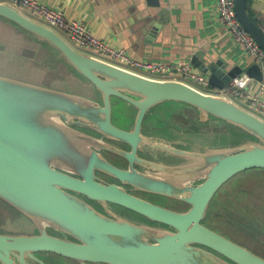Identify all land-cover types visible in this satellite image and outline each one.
<instances>
[{
    "label": "water",
    "instance_id": "1",
    "mask_svg": "<svg viewBox=\"0 0 264 264\" xmlns=\"http://www.w3.org/2000/svg\"><path fill=\"white\" fill-rule=\"evenodd\" d=\"M248 4L249 0H237L238 17L264 49V29L249 13ZM0 20L44 44L81 81L92 85L97 95L96 99L0 74V199L36 227L33 234L0 229V264H55L42 253L80 264H264L263 257L203 224L213 197L226 182L242 171L264 169V118L217 94L243 71L262 81L263 70L257 62L228 68V63L197 52L192 62L208 77L216 90L213 93L182 80L147 76L83 52L54 28L31 18L12 3L0 1ZM167 24L166 19L148 17L142 24L144 40H152ZM28 50L31 52L24 56L36 60V52ZM113 98L126 100L137 109L131 130L114 124ZM166 102L195 107L198 114L190 110L189 120L218 119L220 123L211 130L197 132L210 134L216 129L229 141L220 147H201L189 138V149H183L144 134L147 114ZM74 126L91 128L128 144L132 151L103 142ZM191 126L189 123V132ZM139 149L163 150L189 161L176 166L159 165L141 158ZM97 150L124 157L130 161V169L113 165ZM135 162L146 163L149 172L136 169ZM97 170L140 191L187 202L191 208L172 210L118 185L103 184ZM197 182L200 183L194 185ZM76 193L105 205H123L171 229L113 218ZM198 244L213 248L230 261Z\"/></svg>",
    "mask_w": 264,
    "mask_h": 264
},
{
    "label": "crops",
    "instance_id": "2",
    "mask_svg": "<svg viewBox=\"0 0 264 264\" xmlns=\"http://www.w3.org/2000/svg\"><path fill=\"white\" fill-rule=\"evenodd\" d=\"M39 1L62 9L71 19L85 22L92 33L107 45L126 49L131 56L140 60L164 61L178 66L186 62L193 64V56L203 52L208 59L228 63V68L244 63L248 67L255 63V59L223 25L218 0ZM248 11L264 29V0H249ZM150 16H154L156 21L166 19L168 24L146 42L142 36V24ZM194 70L202 73L195 65ZM245 73L243 71L242 74ZM261 83L252 79L245 92L258 95L264 101V93H260ZM205 87L207 92H216L211 86ZM235 99L253 109L246 96ZM256 112L264 118L263 112Z\"/></svg>",
    "mask_w": 264,
    "mask_h": 264
},
{
    "label": "flooded vegetation",
    "instance_id": "3",
    "mask_svg": "<svg viewBox=\"0 0 264 264\" xmlns=\"http://www.w3.org/2000/svg\"><path fill=\"white\" fill-rule=\"evenodd\" d=\"M96 96L97 95L94 94L91 97H95L97 99ZM174 108L175 107H170L167 105L164 107V105L162 104L155 107L152 111H150V113L147 114V117L144 121L143 133L163 139L164 141L169 142L179 148L189 149V144H190L189 118L191 117L189 115V110L186 113H181V112H177ZM114 124L116 123L114 122ZM133 127H134V122L132 126H129L128 128H124V129L131 130ZM74 128L83 133L98 138L103 142L110 143L124 150L132 151L131 146H129L128 144L107 138L91 128H87L83 126H74ZM176 143L179 144L176 145ZM97 151L103 154L113 165L125 170L130 169L131 163L129 160L125 159L124 157L107 150H97ZM138 155L143 159L157 162L156 164L166 165V166H176L189 161L188 159L180 158L172 153L163 150L139 149ZM133 166L142 172L145 173L149 172V170L146 169L147 167L146 163L142 164L135 162ZM151 172L155 174L160 173L159 171H155V170H151ZM96 175L98 176L99 182L107 185L108 184L118 185L124 188L125 190L129 191L131 194L139 198L145 199L147 201H150L154 204H158L163 207L180 212L187 211L191 208V205L187 202L161 194L140 191L137 188H134L133 186L120 181L118 178L103 173L99 170L96 171ZM230 180L226 182L213 197L211 201V208L206 218L203 220V224H205L212 230L216 231L217 233L225 236L229 240L245 247L246 249L264 258V228L260 225L261 221L257 218L259 203L254 202L264 197V194L260 193L261 195H258L253 189L248 188L245 183L242 182L230 183ZM200 182H197L194 185H197ZM231 184H233L232 188L230 187ZM76 195L87 200L88 202L93 204L99 211L113 218L119 216L128 219L127 218L128 216H126L125 211L130 210L142 218V219H137L139 221H135V222L145 223L152 226L167 227L171 229L170 226L166 224L162 225L158 222L152 221L148 219L146 216L138 212H135L129 208H126L123 205L114 202H109L105 205L104 203H101L97 200L96 201L91 200L82 194L76 193ZM245 198H249L254 201L249 203H243L242 200ZM217 199L220 204L218 210L213 207ZM165 202L169 204L166 205ZM247 207L250 210V215L249 216L242 215V213L239 210L241 208L247 209ZM212 218H216L214 219L215 222H208L211 221ZM246 226H249V229H246ZM258 236L261 239H257L256 237ZM197 246H200L230 261V259H228L225 255L214 250L211 247L205 245H199V244ZM230 262L235 264L232 261Z\"/></svg>",
    "mask_w": 264,
    "mask_h": 264
},
{
    "label": "built area",
    "instance_id": "4",
    "mask_svg": "<svg viewBox=\"0 0 264 264\" xmlns=\"http://www.w3.org/2000/svg\"><path fill=\"white\" fill-rule=\"evenodd\" d=\"M11 1L12 2L9 3L19 6L20 10H22V12L26 15H35L40 17L48 23V26L61 29L77 45L83 48H90L105 57L114 59L122 64L129 65L148 73H142L144 75L151 77H154L152 75H157L158 77L154 78L160 79H178L182 81L189 80L203 86H210L208 77L202 73H197L194 70V65L190 62L174 66L167 64L164 61H146L137 59L131 56L126 49H115L107 45L103 40L96 37L92 33L89 26L85 22L69 18L62 9L52 8L44 3H41L39 0ZM236 3L237 0H218L220 19L232 38L238 44L242 45L246 52L255 59V62L261 66L263 70V80L261 83L260 93H264V49L241 23L237 14ZM178 76L182 77L184 80ZM251 80L252 78L246 73L241 74L234 78L225 89L217 91V94L233 100L241 96H246L251 102L255 112L259 111L264 113V101H261L258 95L252 96L245 92Z\"/></svg>",
    "mask_w": 264,
    "mask_h": 264
},
{
    "label": "trees",
    "instance_id": "5",
    "mask_svg": "<svg viewBox=\"0 0 264 264\" xmlns=\"http://www.w3.org/2000/svg\"><path fill=\"white\" fill-rule=\"evenodd\" d=\"M0 44L7 46L6 51H0V74L59 89L72 90L84 95L95 94L92 85L81 81L49 50L39 51L38 46H45L44 44L29 39L4 20H0ZM28 49L38 53L39 62L31 61L29 59L32 58L27 56L25 57L28 60L20 56L21 54L24 56ZM0 227L16 234H33L35 224L20 211L0 199Z\"/></svg>",
    "mask_w": 264,
    "mask_h": 264
},
{
    "label": "rangeland",
    "instance_id": "6",
    "mask_svg": "<svg viewBox=\"0 0 264 264\" xmlns=\"http://www.w3.org/2000/svg\"><path fill=\"white\" fill-rule=\"evenodd\" d=\"M0 1L1 2H6V1L12 2L11 0H0ZM30 16L33 19L48 25V23L46 21H44L42 18L37 17L35 15H30ZM53 28L56 31H58L59 33H61V35H63V37H65L67 39V41H69L74 47H76L77 49H79V50H81L83 52H86L88 54L101 57L103 59H106L107 61H110V62L114 63V64L129 68V69H133V70L139 71V72L144 73V74H148L147 72H145L143 70H140V69H137V68H133V67H131L129 65L122 64V63H120V62H118V61H116L114 59L105 57V56L95 52L94 50H92L90 48H83V47L77 45L76 43H74L64 31H62L61 29H59L57 27H53ZM24 35H26V34H24ZM28 48H30V47H28ZM6 49H7V46H5V45L3 46V45L0 44V51H6ZM38 49H39V51L40 50H46V51L48 50L44 46H38ZM28 52H31V51L27 50L26 53H28ZM15 54L16 53H14V55ZM36 54H37L36 60H34V59H29V60L34 61V62H39L38 53L36 52ZM20 56L22 58H24V59H27L22 54ZM152 76L158 77L157 75H152ZM179 78L183 79L182 77H179ZM185 81H187L188 83H191V84H193V85H195V86H197V87H199V88H201L203 90H207V87H205V86H203L201 84H198V83H195V82L189 81V80H185ZM113 99H114V103H115L114 107H113V120L116 123V125H118L121 128H128L129 126H132L133 122H135V117L137 115V109L134 106H132L129 102H127L126 100H123V99H120V98H113ZM116 100H117V102H116ZM234 100L239 105H242L243 107L247 108L248 110H251V111L255 112L249 105H246V104L240 102L237 99H234ZM163 105H164V107L166 105L170 106V107H175L174 109L177 112L186 113L188 110L189 111L193 110L192 112L194 114H198L197 113V109L195 107H192L191 105H187L185 103H181V102H166ZM255 113H257V112H255ZM189 123L192 124V126H191L192 132H189V138L191 139V143H193V144H196V145L201 146V147H220L222 145H226V143L229 141L227 136L223 137L222 133H218V132L215 131L216 129L211 131L210 134L209 133H204L203 131L197 132L200 129L206 130V131L211 130L212 126L215 123H220V121H218V119H216V121H213V122H210V121L202 122V121H200L198 119H190ZM192 148H193V146H192ZM232 182L233 183L234 182L235 183L236 182L237 183H240V182L245 183L247 185V187L253 189L256 192V194H258V195L264 194V169L263 168H253V169H248V170L242 171V172H240L239 174H237L236 176H234L230 180V183H232ZM232 185L233 184H231V186H230L231 188H232ZM218 199L215 201L216 203L213 206L217 210H218V207H220ZM252 201H254V200L249 199V198H245V199L242 200L243 203H249V202H252ZM254 202L259 203V210L257 212V218L261 221L260 225L264 228V197H262L258 201H254ZM165 204L167 205L169 203L165 202ZM239 211L242 213V215H245V216H249L250 215V210H249L248 207H247V209L246 208H241ZM125 212H126L125 213L126 216H128L127 218L129 220H131V221H139L137 219H142L136 213H134V212H132L130 210L129 211H125ZM214 219H216V218H212V220L208 221V222H215ZM20 226L24 227L23 225H20ZM0 229H4V228L0 227ZM246 229H249V226H246ZM34 232H36V227L34 228ZM256 238L257 239H261L259 236L256 237ZM42 256L45 259H47L49 261H52L55 264H80V262H77L75 260H71V259H68V258H65V257H62V256L51 254V253H42Z\"/></svg>",
    "mask_w": 264,
    "mask_h": 264
}]
</instances>
